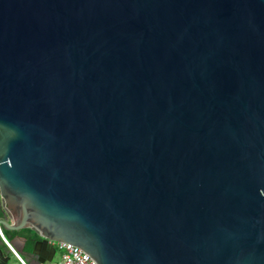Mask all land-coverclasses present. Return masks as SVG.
I'll return each mask as SVG.
<instances>
[{
  "label": "water",
  "instance_id": "1",
  "mask_svg": "<svg viewBox=\"0 0 264 264\" xmlns=\"http://www.w3.org/2000/svg\"><path fill=\"white\" fill-rule=\"evenodd\" d=\"M0 200L37 264H264V0H0Z\"/></svg>",
  "mask_w": 264,
  "mask_h": 264
},
{
  "label": "built area",
  "instance_id": "2",
  "mask_svg": "<svg viewBox=\"0 0 264 264\" xmlns=\"http://www.w3.org/2000/svg\"><path fill=\"white\" fill-rule=\"evenodd\" d=\"M0 238L3 243L10 249V251L20 260L22 264H27L17 253L15 248L11 243L6 239L3 234L2 227L0 225ZM51 244L55 247V256L57 253L60 254V258L55 260V257L52 261L45 264H97L96 261L80 247L75 246L66 242L50 241Z\"/></svg>",
  "mask_w": 264,
  "mask_h": 264
},
{
  "label": "trees",
  "instance_id": "3",
  "mask_svg": "<svg viewBox=\"0 0 264 264\" xmlns=\"http://www.w3.org/2000/svg\"><path fill=\"white\" fill-rule=\"evenodd\" d=\"M4 209L0 206V218L3 217ZM6 239L11 242L15 239H21L25 242V250L31 252L34 243L39 239V236L31 229H21L19 231H8L2 228Z\"/></svg>",
  "mask_w": 264,
  "mask_h": 264
},
{
  "label": "crops",
  "instance_id": "4",
  "mask_svg": "<svg viewBox=\"0 0 264 264\" xmlns=\"http://www.w3.org/2000/svg\"><path fill=\"white\" fill-rule=\"evenodd\" d=\"M22 242H24L23 240H21V239H15V240H13V243H11V245L15 248V250L17 251V253L19 254V252H18V250H20V248H21V243ZM0 257L1 258H4V263L5 264H7L8 263V261H9V256H10V254H13L11 251H10V249L3 243V241L1 240V238H0ZM23 251H25V247H24V249H23ZM22 251V252H23ZM3 252V254H1ZM14 255V254H13ZM20 255V254H19ZM15 256V255H14ZM16 257V256H15ZM21 257V256H20ZM54 257H55V255H54ZM17 258V257H16ZM22 258V257H21ZM18 259V258H17ZM23 259V258H22ZM19 260V259H18ZM24 260V259H23ZM20 261V260H19ZM25 261V260H24ZM28 261L30 262V263H28V262H26L27 264H37L35 261H34V259H33V257L32 256H29V258H28ZM47 262H50V261H47ZM46 262V263H47ZM21 263V262H20ZM22 264V263H21ZM40 264V263H39ZM45 264V263H44Z\"/></svg>",
  "mask_w": 264,
  "mask_h": 264
},
{
  "label": "rangeland",
  "instance_id": "5",
  "mask_svg": "<svg viewBox=\"0 0 264 264\" xmlns=\"http://www.w3.org/2000/svg\"><path fill=\"white\" fill-rule=\"evenodd\" d=\"M0 206H2L1 200H0ZM2 208H3V207H2ZM18 252H19L20 256H21L26 262L30 263V262L28 261V258H29V256H31V255L29 254V252H28L27 250H25V251H23V252H21L20 250H18ZM59 258H60V254L57 253L56 256H55V260H58ZM7 264H21V263H20V261H19V260L13 255V254H10V256H9V261H8Z\"/></svg>",
  "mask_w": 264,
  "mask_h": 264
},
{
  "label": "flooded vegetation",
  "instance_id": "6",
  "mask_svg": "<svg viewBox=\"0 0 264 264\" xmlns=\"http://www.w3.org/2000/svg\"><path fill=\"white\" fill-rule=\"evenodd\" d=\"M4 261H5L4 258L0 257V264H5Z\"/></svg>",
  "mask_w": 264,
  "mask_h": 264
}]
</instances>
